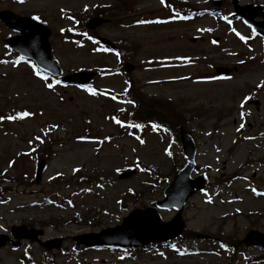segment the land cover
Returning a JSON list of instances; mask_svg holds the SVG:
<instances>
[{"label": "rangeland", "instance_id": "1", "mask_svg": "<svg viewBox=\"0 0 264 264\" xmlns=\"http://www.w3.org/2000/svg\"><path fill=\"white\" fill-rule=\"evenodd\" d=\"M239 3L264 7V0ZM193 6L206 13L176 20ZM165 8L175 9L172 21L163 19ZM1 9L38 17L50 29L62 72L95 71L88 86L96 94L49 82L29 62H16L4 42L14 32L0 21V116L33 113L0 120V232L20 224L43 230L37 240L0 248V264H264L251 261L263 249L239 242L252 227L264 232V40L241 20L226 19L231 0H168L166 7L161 0H0ZM92 16L108 20L88 31ZM98 35L116 44L113 51L95 41ZM219 65L235 71L218 76ZM125 90L142 104L134 119L158 114L196 142L193 175L203 174L208 185L184 205L177 245L131 253L73 240L154 206L185 162L168 129L127 126L133 116L120 97ZM41 158L45 168L36 181ZM127 169L135 172L119 178ZM174 214L159 210L163 221ZM54 237L60 248L41 246ZM230 245L247 250L228 259ZM181 246L189 254L181 255Z\"/></svg>", "mask_w": 264, "mask_h": 264}, {"label": "water", "instance_id": "2", "mask_svg": "<svg viewBox=\"0 0 264 264\" xmlns=\"http://www.w3.org/2000/svg\"><path fill=\"white\" fill-rule=\"evenodd\" d=\"M235 2V1H234ZM234 15L240 16L248 23L254 26L255 30L264 36V11H260L261 7H253L251 5L238 6L234 4ZM256 15L263 17L262 21H254ZM0 19L4 21L14 31L19 32V35L12 36L6 39L9 47L20 55L33 59L37 65L51 74H58L59 69L52 61L50 56V46L48 43L49 29L41 23L32 20L29 17L16 15L9 10L0 11ZM104 20L100 18H92L87 26L93 28ZM104 42L106 39L101 38ZM127 70H131V65H126ZM230 68L218 67V73H228ZM92 73L76 72L64 79L69 82L83 83L90 79ZM180 137L183 144L184 153L187 157V163L177 173L173 181L164 190V199L158 202V206L175 207L178 212L176 216L169 222L160 220L157 212L154 209L135 210L124 218L123 223L109 229H104L101 233H89L75 237L77 243H85L86 245L95 244H118V245H140L146 244L149 241H162L173 238L181 232L183 222L180 218V210L187 197L193 192L203 187V179L201 177L191 178L190 173L196 169L194 154L195 143L193 138L185 130L180 129ZM43 166V161L40 162L37 168L36 179H39L40 170ZM132 171L125 172L121 176H127ZM11 233L19 240L22 237L34 239L41 231L29 229L24 226L12 227ZM5 235L0 234V245H3L6 240ZM247 244L259 243L264 247V233L258 231H249L245 238ZM16 244L18 242H15ZM59 240H49L44 246L47 248L58 247Z\"/></svg>", "mask_w": 264, "mask_h": 264}, {"label": "snow or ice", "instance_id": "3", "mask_svg": "<svg viewBox=\"0 0 264 264\" xmlns=\"http://www.w3.org/2000/svg\"><path fill=\"white\" fill-rule=\"evenodd\" d=\"M161 3H164V0H161ZM34 18L38 19V17H34ZM61 31H63V29H62ZM241 39H244V37H241ZM214 43H215V41H214ZM22 59H24L23 56L18 57L16 62H19V60H22ZM33 67L35 68V66H33ZM36 75H37V76H41V72L39 71V69H36ZM43 78H44V79H47L46 76L43 77ZM55 83H56V84H59L60 82H59V81H55ZM46 87L49 88V89H51V88L53 87V83H48V84L46 85ZM82 87H88V90H89L93 95L96 94V91H95L94 89L90 88L89 86H82ZM257 87H260V85H257ZM112 99H116V97L113 96ZM248 99H249V97H245V98H244L245 101H247ZM121 111H122V110H121ZM32 115H33L32 112H29V111H22V112H17L15 115H9V116H7V117H5V116H0V120H5V119H7V120H16V119H22V118H25V117H30V116H32ZM242 115H243V114H242ZM112 119H113L114 122H115L116 124H118V125H122V124H123V122H122L121 120H119V119H117V118H115V117H113ZM127 126H128V127H134V128H141V127H142V125H139V124H135V125H131V124H129V125H127ZM52 127H55V125H53ZM156 127H158V126H157V125H153V128H156ZM241 127H243V124H241ZM36 139L39 140L40 137H36ZM78 139L83 140V139H85V137H78ZM105 139H108V137H105ZM140 143H144V141H143V140H140ZM169 154H171V153H169ZM10 164H11V162H10ZM74 171H75V169H74Z\"/></svg>", "mask_w": 264, "mask_h": 264}]
</instances>
